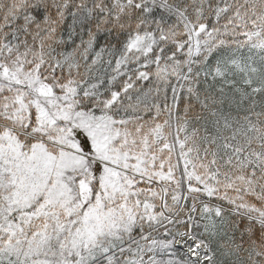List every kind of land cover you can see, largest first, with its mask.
I'll return each instance as SVG.
<instances>
[{"label": "snow or ice", "instance_id": "obj_1", "mask_svg": "<svg viewBox=\"0 0 264 264\" xmlns=\"http://www.w3.org/2000/svg\"><path fill=\"white\" fill-rule=\"evenodd\" d=\"M0 264H264V0H0Z\"/></svg>", "mask_w": 264, "mask_h": 264}]
</instances>
